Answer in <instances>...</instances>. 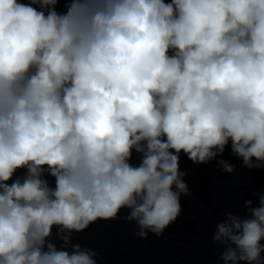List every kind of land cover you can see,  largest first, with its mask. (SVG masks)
<instances>
[{
	"label": "clouds",
	"instance_id": "clouds-1",
	"mask_svg": "<svg viewBox=\"0 0 264 264\" xmlns=\"http://www.w3.org/2000/svg\"><path fill=\"white\" fill-rule=\"evenodd\" d=\"M58 3L0 0V264H97L70 234L124 208L161 235L189 194L181 152L231 142L264 167V0ZM245 205L217 225L225 264H264V196Z\"/></svg>",
	"mask_w": 264,
	"mask_h": 264
}]
</instances>
